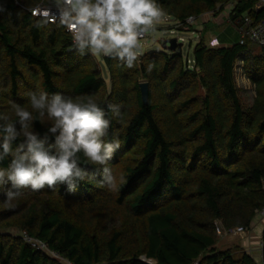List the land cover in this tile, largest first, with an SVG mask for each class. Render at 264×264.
Returning <instances> with one entry per match:
<instances>
[{
  "label": "trees",
  "instance_id": "16d2710c",
  "mask_svg": "<svg viewBox=\"0 0 264 264\" xmlns=\"http://www.w3.org/2000/svg\"><path fill=\"white\" fill-rule=\"evenodd\" d=\"M41 1L0 0L7 9L0 14V113L14 115V103L30 107L34 91L121 105L123 119L112 122L108 139L120 133L110 167L125 179L109 190L89 165L93 178L75 190L66 184L22 190L15 208L0 207V264H63L52 254L70 264H147L142 256L155 264H258L245 250L219 249L215 221L250 229L264 207V48L239 40L212 47L202 39L193 68L178 47L145 52L132 68L104 57L108 90L93 55L72 49L60 21L32 15ZM158 2L181 26L228 6L236 27L245 16L264 17L257 0ZM242 54L255 86L251 105L235 79ZM143 82L149 84L148 104ZM35 128L46 131L38 121ZM25 232L45 249L25 241ZM262 242L264 256V230Z\"/></svg>",
  "mask_w": 264,
  "mask_h": 264
},
{
  "label": "clouds",
  "instance_id": "9594fccd",
  "mask_svg": "<svg viewBox=\"0 0 264 264\" xmlns=\"http://www.w3.org/2000/svg\"><path fill=\"white\" fill-rule=\"evenodd\" d=\"M54 3L60 23L70 32L72 49L81 55L110 57L128 68L141 57L144 36L155 33L166 15L158 0ZM6 12L0 3V14ZM28 101L27 108L12 104L14 115L0 113V192L4 207L15 208L24 189L35 192L66 184L75 190L80 182L93 178L89 165L100 174L102 186L118 190L125 178L114 172L110 161L121 147L120 133L113 131L112 138L108 137L112 122L123 119L121 105L108 103L104 107L92 96L46 91L30 92ZM37 121L46 127L43 134L35 128Z\"/></svg>",
  "mask_w": 264,
  "mask_h": 264
},
{
  "label": "rangeland",
  "instance_id": "374dc122",
  "mask_svg": "<svg viewBox=\"0 0 264 264\" xmlns=\"http://www.w3.org/2000/svg\"><path fill=\"white\" fill-rule=\"evenodd\" d=\"M230 8L219 13L218 15H215L213 12L204 14L199 17L197 19V22L194 25L190 26V28L186 25H177L175 21L165 15V18L157 26V30L155 31V33H150L146 35L145 38H143L142 54L148 51H167L168 49L165 47L164 42H166L167 45L170 46L172 44L171 40L176 39L179 44V46L177 47L182 52L183 58L187 62L188 67L193 68L194 48L196 44L202 39L206 44L212 47L231 46L239 40V33L236 29V26L230 22L228 16ZM246 56V54H242L236 62L235 79L242 99L246 104L251 105L255 96V86L244 73L243 61ZM93 62L94 65L101 71V74L107 83L108 90H111L112 80L110 78V73L106 66L104 56H93ZM199 94H204V90L202 88H200ZM0 207L4 208L3 202H0ZM258 216L261 215L258 213L256 217ZM261 218V220H264V216H261ZM256 220L257 218H255L254 222L252 223L253 226H251L250 229H246L244 232L239 234L226 233L225 231L233 228L226 229L221 220H216V232L217 227H221V229L224 230L221 234L216 233L218 237L217 247L222 250L234 249L237 253L241 250H245L256 259L258 264H264L262 242L263 232L257 231V228L261 225L262 221H259L258 223L256 222ZM118 223H120V221H118ZM106 224L109 228L113 226L110 221H108ZM255 224L259 225L255 226ZM261 229L262 228H260V230ZM251 230L252 232H254L253 234L249 233V231ZM10 232L15 234L21 233L16 228L10 229ZM250 236L252 237V240L249 239L251 238ZM254 238H256L255 242L253 241ZM246 239H249V241L248 243L244 244V242H246ZM52 255L58 258L63 264H70L62 257L56 254ZM141 259L144 260L147 264H155L154 261L148 260L144 256H142Z\"/></svg>",
  "mask_w": 264,
  "mask_h": 264
},
{
  "label": "built area",
  "instance_id": "2783aa9c",
  "mask_svg": "<svg viewBox=\"0 0 264 264\" xmlns=\"http://www.w3.org/2000/svg\"><path fill=\"white\" fill-rule=\"evenodd\" d=\"M231 6H228L230 8ZM257 8H264V0H257ZM231 9V8H230ZM31 13L35 17L46 19L51 23H56L59 20L58 11L55 6L54 0H42L40 4L30 9ZM46 13V15H45ZM230 15V11L228 16ZM201 17V16H200ZM199 17H189L186 20V26L194 25ZM239 33L240 44L253 43L264 48V17L256 18L250 15L245 16L243 19L237 21L236 27ZM68 31V29L66 28ZM69 32V31H68ZM70 33V32H69ZM146 35L144 36V38ZM261 216H264V207L259 211ZM246 229L243 227H235L233 229L225 231L229 234H239L244 232ZM224 230L221 227H217V233L221 234ZM25 241L29 242L32 246L39 249H45V244L41 243L38 239L33 238L26 232L22 234Z\"/></svg>",
  "mask_w": 264,
  "mask_h": 264
},
{
  "label": "water",
  "instance_id": "95a60500",
  "mask_svg": "<svg viewBox=\"0 0 264 264\" xmlns=\"http://www.w3.org/2000/svg\"><path fill=\"white\" fill-rule=\"evenodd\" d=\"M171 43L172 44L170 46H168L167 43L164 42V45H165V47L168 50H174V49L177 48V46H179L178 41L176 39L171 40ZM141 93H142L143 102L145 104H148V102H149V95H150L148 82L141 83Z\"/></svg>",
  "mask_w": 264,
  "mask_h": 264
},
{
  "label": "crops",
  "instance_id": "0c3cea01",
  "mask_svg": "<svg viewBox=\"0 0 264 264\" xmlns=\"http://www.w3.org/2000/svg\"><path fill=\"white\" fill-rule=\"evenodd\" d=\"M257 218V220H256V222H258L259 223V221H262V223H261V225L260 226H258L259 224H255V226H258V228H257V231H261V232H263V228H264V220H261L262 218H261V216H258V217H256ZM253 226V225H252ZM260 228H262L261 230H260ZM249 233H251V234H253L254 232H252V230L251 231H249ZM262 234V233H261ZM251 237V236H250ZM250 240H252V237L251 238H249ZM249 239L247 240H245L246 242H244V244L245 243H248V241H249ZM255 239L256 238H254L253 239V241L255 242ZM260 241H261V237H260Z\"/></svg>",
  "mask_w": 264,
  "mask_h": 264
}]
</instances>
